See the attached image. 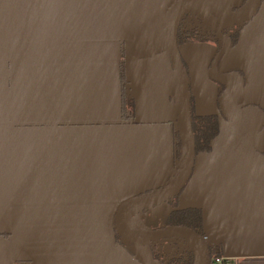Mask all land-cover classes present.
<instances>
[{"label":"crops","instance_id":"crops-1","mask_svg":"<svg viewBox=\"0 0 264 264\" xmlns=\"http://www.w3.org/2000/svg\"><path fill=\"white\" fill-rule=\"evenodd\" d=\"M171 3L0 0V264H131L138 250L162 246L123 242L114 218L171 174ZM209 17L203 28V18L191 21L198 39L178 50L188 105L217 115L219 132L211 152L195 157L179 207L201 209L209 246L225 264H264V0L223 36L222 21ZM232 27L236 42L213 66ZM153 44L159 66L145 52ZM236 76L243 84L225 96L224 111ZM163 209L141 211L129 226L151 230L148 220Z\"/></svg>","mask_w":264,"mask_h":264},{"label":"water","instance_id":"water-1","mask_svg":"<svg viewBox=\"0 0 264 264\" xmlns=\"http://www.w3.org/2000/svg\"><path fill=\"white\" fill-rule=\"evenodd\" d=\"M260 0H249L245 6L237 12H225L220 8L216 7L214 4L210 3L207 0H179L177 1L169 11L166 17V51L169 57L173 76H174V86H175V112L176 117L172 121L175 122L179 129L181 143H182V157H181V166L177 175L172 179L168 180V185L165 184L164 188L162 187L160 192H153L150 196L146 198H139L136 200L128 201L119 212H117L116 217L114 218V227L118 233V235L124 240L123 242H130L133 244H145L153 242L156 243L163 239H173V238H181L188 242L189 247L194 253V261L193 264H208V257L205 256L207 249L205 248L204 241L209 240L207 235L205 234V239L202 240L198 238L193 232L184 228H175L169 227L160 230H146L143 227V222H139V230H133L132 227L129 226V220L132 216H135L139 212H141L145 208L153 207L161 201L167 199L176 193L183 186L186 180H188L191 169L193 167V136L191 131V125L189 120V105H188V95L186 89V78L182 65V61L179 55L176 32H177V24L180 21L181 15L186 12L188 9H200L222 21L221 25L233 23V24H241L244 21L249 20L256 12ZM231 41L227 39L226 45H224L216 56L213 66H215L219 62V58L222 56L225 58L226 53L230 50ZM225 55V56H224ZM224 78H228L227 76H222ZM237 77V76H236ZM237 84L226 87L225 94L222 95L220 103L221 109L225 111L226 103L225 96L237 88L238 85L243 84V79L240 77L236 78ZM239 86V87H240ZM248 110V109H247ZM247 110H240L239 112L233 114L240 117V115L245 114ZM242 117V116H241ZM154 122V121H152ZM138 123H147L145 121H140ZM151 123V122H150ZM258 126L259 129L261 124ZM171 144V138H170ZM260 157L261 165L263 166V174H264V157L258 154ZM171 176V174H170ZM264 176V175H263ZM170 178V177H169ZM187 182V181H186ZM158 192V193H157ZM156 193V194H155ZM155 208V207H154ZM151 210V209H149ZM119 214V215H118ZM142 224V225H141ZM206 232V230H205ZM187 244V245H188ZM149 248V246H148ZM147 248H142L138 250L140 253L142 250H146ZM136 254V253H135ZM137 255V254H136Z\"/></svg>","mask_w":264,"mask_h":264},{"label":"trees","instance_id":"trees-1","mask_svg":"<svg viewBox=\"0 0 264 264\" xmlns=\"http://www.w3.org/2000/svg\"><path fill=\"white\" fill-rule=\"evenodd\" d=\"M245 6V5H244ZM242 6L240 9H242ZM246 21H244L245 23ZM242 24L241 26H243ZM240 31L230 33L229 40L231 41V45L233 46L236 42V36ZM130 106V105H129ZM189 120L191 125V131L193 136V159L201 154V153H210L213 147V142L218 135L219 132V117L215 114L212 115H200L193 111L192 107L189 106ZM128 117V116H125ZM171 129V176L169 178L172 180L178 173L179 168L181 166V157L183 153L182 143L180 138V133L175 122H169ZM264 157V154H263ZM187 181V180H186ZM183 186L174 193L172 196L167 199L161 201L153 207L145 208L142 211H148L157 206H162L165 203V209L161 211L158 215L150 218L148 223H154L151 227V230H160L169 227L175 228H184L193 232L198 238L204 240L205 239V228L202 219V212L200 208L196 207H179L177 204L178 196L181 190L184 188ZM164 188V187H163ZM168 207V209H166ZM174 240H182L184 243L188 244V242L181 238H173ZM188 247V248H187ZM184 247L182 249H178L174 252H165L164 260L160 261V251L154 253L153 257L158 259L161 264H193L194 261V253L191 250V246ZM209 246L207 248V252L205 256L208 257V264H213L214 260L219 256Z\"/></svg>","mask_w":264,"mask_h":264},{"label":"rangeland","instance_id":"rangeland-1","mask_svg":"<svg viewBox=\"0 0 264 264\" xmlns=\"http://www.w3.org/2000/svg\"><path fill=\"white\" fill-rule=\"evenodd\" d=\"M177 1H179V0H166V4L168 5L169 3H176ZM211 2L210 3H212V4H215V6L216 5H218V6H222V7H225L228 11H225V10H223V9H221V10H223V11H225V12H229V13H232V12H230L231 11V4H234V2H236L237 0H210ZM171 3V4H172ZM170 4V5H171ZM174 5V4H173ZM217 7V6H216ZM219 8V7H218ZM186 12H188L190 15V19H191V21L192 20H194V21H198L199 20V18L201 17V18H203L205 21H207V24L206 23H202L201 25H200V28H203L205 25H208V24H210L208 21H210V15L208 14V13H206L205 11H203V10H200V9H188V10H186ZM229 25H231V26H233V24H229ZM209 26V25H208ZM218 28V27H217ZM156 51H157V47L155 46V44H153L149 49H146L145 50V52H147V54L149 55V59H150V62H151V64H153V65H155V66H159V64H158V60H157V58H158V55L156 54ZM184 73H185V71H184ZM185 78L187 79V76L185 75ZM140 92L142 91V90H139ZM139 117H143V116H139ZM157 117H159V116H157ZM246 117V116H245ZM169 184V183H168ZM167 184V185H168ZM166 185V186H167ZM165 186V187H166ZM162 190V189H161ZM161 190H157L158 192H160ZM157 192V193H158ZM156 194V193H155ZM152 196V195H151ZM146 198V197H145ZM164 205H166L165 203H163L162 204V206H164ZM167 206V205H166ZM157 207H159V206H157ZM120 213V212H119ZM119 215V214H118ZM102 225L105 227V232H108V231H110V227H108L107 225H106V223H105V221L102 223ZM159 243V245L161 244L162 246H158V245H156V247H154V246H152V245H150L149 247L150 248H147L146 250H142L140 253H138L137 255H136V257L137 258H139V261L137 260H133V261H127V262H131V264H161V262L160 261H163L164 260V255H165V252L167 253V252H174V251H176V250H178V249H182V248H184V247H187V244L186 243H184L182 240H174V239H163V240H160V241H158ZM204 244H205V248L207 249L208 247H209V240L207 241V240H205L204 241ZM188 246H189V244H188ZM151 247H153L154 248V250H152L151 249ZM188 248V247H187ZM154 251V252H153ZM157 251H160V255H161V257H160V261L158 260V259H156V258H153L152 259V257H153V255H154V253L155 252H157ZM104 252H105V254H106V256H108V254L109 253H111V249L107 246L105 249H104ZM118 252L120 253V257L121 258H117L118 260H119V263H124V259H126V260H129L130 258L128 257V255L125 253V251H124V249H122L121 247H118ZM169 252V253H170ZM171 252V253H172ZM166 256V255H165ZM162 257H163V260H162Z\"/></svg>","mask_w":264,"mask_h":264},{"label":"flooded vegetation","instance_id":"flooded-vegetation-1","mask_svg":"<svg viewBox=\"0 0 264 264\" xmlns=\"http://www.w3.org/2000/svg\"><path fill=\"white\" fill-rule=\"evenodd\" d=\"M190 14L188 12H185L181 15L180 21L177 24V32H176V39H177V45L179 44V42L181 41H185V40H193V39H198V36L194 33V28L192 29L190 26L191 24V19H190ZM225 24L222 27L219 26L218 28V37L219 36H223L224 33H227L224 28V26L229 25ZM233 24V23H231ZM235 26V25H234ZM190 27V28H189ZM238 29H234V27H232L229 31L228 34L230 35V33L236 32ZM240 31V30H239ZM180 32V33H179ZM239 33V32H238ZM217 35V34H216ZM229 35H228V39H229ZM238 36V34H237ZM236 36V38H237ZM195 159V158H194ZM180 195V194H179ZM178 201L177 204H179V196H178ZM154 252V251H153ZM215 253V252H213Z\"/></svg>","mask_w":264,"mask_h":264},{"label":"built area","instance_id":"built-area-1","mask_svg":"<svg viewBox=\"0 0 264 264\" xmlns=\"http://www.w3.org/2000/svg\"><path fill=\"white\" fill-rule=\"evenodd\" d=\"M213 264H225L221 257H218L214 260Z\"/></svg>","mask_w":264,"mask_h":264}]
</instances>
